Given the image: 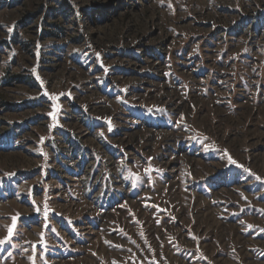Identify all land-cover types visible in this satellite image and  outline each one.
Listing matches in <instances>:
<instances>
[{"label": "rangeland", "instance_id": "374dc122", "mask_svg": "<svg viewBox=\"0 0 264 264\" xmlns=\"http://www.w3.org/2000/svg\"><path fill=\"white\" fill-rule=\"evenodd\" d=\"M0 264H264V0H0Z\"/></svg>", "mask_w": 264, "mask_h": 264}, {"label": "snow or ice", "instance_id": "6c2138e0", "mask_svg": "<svg viewBox=\"0 0 264 264\" xmlns=\"http://www.w3.org/2000/svg\"><path fill=\"white\" fill-rule=\"evenodd\" d=\"M9 231L11 232V229H9Z\"/></svg>", "mask_w": 264, "mask_h": 264}]
</instances>
